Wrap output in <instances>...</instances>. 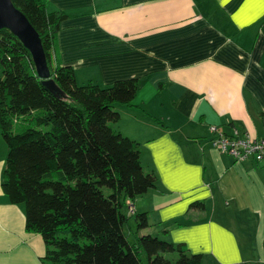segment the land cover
Wrapping results in <instances>:
<instances>
[{"label": "crops", "instance_id": "obj_1", "mask_svg": "<svg viewBox=\"0 0 264 264\" xmlns=\"http://www.w3.org/2000/svg\"><path fill=\"white\" fill-rule=\"evenodd\" d=\"M48 10L69 15L56 58L79 85L141 80L114 125L160 179L134 202L150 223L139 235L184 244L203 264H264V165L219 152L210 132L264 137V0H48ZM7 153L0 131V264H43V238L2 189ZM196 201L205 206L190 209Z\"/></svg>", "mask_w": 264, "mask_h": 264}, {"label": "trees", "instance_id": "obj_2", "mask_svg": "<svg viewBox=\"0 0 264 264\" xmlns=\"http://www.w3.org/2000/svg\"><path fill=\"white\" fill-rule=\"evenodd\" d=\"M12 3L36 31L48 75L25 42L0 26V131L8 149L2 189L11 204L25 206L26 231L43 238L42 263L203 264L184 244L139 235L150 226L148 214L129 212L160 184L142 165L141 144L114 127L116 107L135 106L141 80L79 85L74 68L56 58V36L69 15L49 11L48 0ZM204 206L196 201L190 209ZM133 218L138 229L130 241L125 229Z\"/></svg>", "mask_w": 264, "mask_h": 264}, {"label": "built area", "instance_id": "obj_3", "mask_svg": "<svg viewBox=\"0 0 264 264\" xmlns=\"http://www.w3.org/2000/svg\"><path fill=\"white\" fill-rule=\"evenodd\" d=\"M210 132L213 135L211 143L219 152L229 154L238 163L252 161L264 165V137H255L237 128L226 133L219 126H211ZM129 212L134 214L133 204L129 205Z\"/></svg>", "mask_w": 264, "mask_h": 264}, {"label": "water", "instance_id": "obj_4", "mask_svg": "<svg viewBox=\"0 0 264 264\" xmlns=\"http://www.w3.org/2000/svg\"><path fill=\"white\" fill-rule=\"evenodd\" d=\"M0 26L13 30L25 42L34 56L39 71L47 76L46 58L39 37L26 16L14 6L12 0H0ZM42 60L44 65L41 64Z\"/></svg>", "mask_w": 264, "mask_h": 264}, {"label": "rangeland", "instance_id": "obj_5", "mask_svg": "<svg viewBox=\"0 0 264 264\" xmlns=\"http://www.w3.org/2000/svg\"><path fill=\"white\" fill-rule=\"evenodd\" d=\"M41 64L44 65V62L43 60L41 61ZM44 83L51 89L53 90L54 92H56V94H60V95H63L64 92L62 91V89L60 88V86L57 84V82L54 80V79H50V78H47L44 80ZM118 107H116L117 109ZM21 126L18 125L17 126V130H20ZM135 218H133L134 220ZM130 226L133 228L134 232L138 229L137 227H135V224H133V221H131L130 223ZM126 233L130 235V241H134L136 240V236L131 233L130 231V228L128 226H126V229H125ZM168 258L171 260H176L177 259V255H174V256H168Z\"/></svg>", "mask_w": 264, "mask_h": 264}]
</instances>
